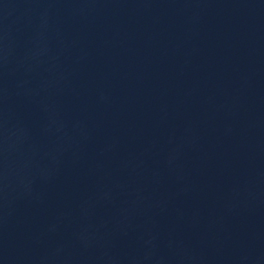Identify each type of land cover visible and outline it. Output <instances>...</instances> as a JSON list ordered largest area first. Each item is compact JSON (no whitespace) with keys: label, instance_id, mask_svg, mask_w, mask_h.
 <instances>
[{"label":"water","instance_id":"95a60500","mask_svg":"<svg viewBox=\"0 0 264 264\" xmlns=\"http://www.w3.org/2000/svg\"><path fill=\"white\" fill-rule=\"evenodd\" d=\"M214 0H0V264H28Z\"/></svg>","mask_w":264,"mask_h":264}]
</instances>
